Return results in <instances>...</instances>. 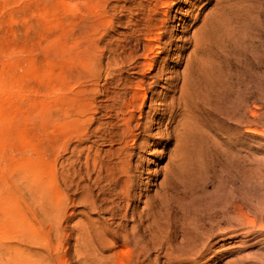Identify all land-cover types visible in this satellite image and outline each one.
Returning <instances> with one entry per match:
<instances>
[{
    "label": "bare ground",
    "instance_id": "bare-ground-1",
    "mask_svg": "<svg viewBox=\"0 0 264 264\" xmlns=\"http://www.w3.org/2000/svg\"><path fill=\"white\" fill-rule=\"evenodd\" d=\"M200 1L212 7L192 21L199 25L174 52L173 69H181L166 77L170 67L157 65L167 62L163 55L176 41L171 10L178 0H81L76 33L70 42L51 41L56 49L47 55L58 69L62 62L71 69L47 89L56 109L49 100L42 163L25 156V164L13 165L5 178L8 186L14 177L29 185V177L35 179L34 189L23 188L40 208L28 211L42 222V235L19 225L29 213H19L20 221L15 217L16 208L33 209L22 194L24 205L3 213L21 230L0 234V264H203L216 243L241 236L243 208L234 197L199 200L191 159L199 161L201 177L207 158L195 142L210 117L252 122L242 109L264 89V75L260 81V58L252 51L243 74L226 86L222 63L244 0ZM263 35L264 23L259 40ZM163 78L166 92L157 89ZM153 100L165 107L148 125L142 122L144 107ZM159 146L167 160L163 167H147L150 157L139 161L142 152L158 154ZM231 154L220 164L223 189L234 180ZM6 190L16 199L17 192Z\"/></svg>",
    "mask_w": 264,
    "mask_h": 264
},
{
    "label": "rangeland",
    "instance_id": "rangeland-1",
    "mask_svg": "<svg viewBox=\"0 0 264 264\" xmlns=\"http://www.w3.org/2000/svg\"><path fill=\"white\" fill-rule=\"evenodd\" d=\"M80 2L81 0H0V181H2L0 186L3 188L0 187V195H2L0 196V212L2 213L0 218L3 220L2 223L0 222V234L4 236L16 232L14 230L18 227L16 225L18 221L6 218L8 214L3 218V213L6 211L9 213L12 209L14 213L20 209L15 216L19 221V213H29L28 221L24 219L20 223H26V226L32 227L30 228L32 232L42 235L40 231L43 227L42 222L36 221L30 215L35 210L38 212L40 208L30 201L32 198L30 199L29 190L24 191V186L28 187L29 181L23 182L19 180V177H14L15 184L8 186L9 181L6 179L13 165L17 168L18 165L25 164V156H30L42 163L40 157L43 154L47 134L44 130V121L49 100L53 102L56 109L54 97L51 95L52 98H48L47 89L57 80L58 75L61 76L62 71L71 69V64L68 62H62L63 70L58 69L57 60L51 61L47 55L50 50L56 49V45L51 44V41L61 39L63 43L70 42L76 33L77 19L81 16L78 11ZM200 2V0H178L171 10V25L175 28L176 41L170 48V54L163 55L167 57V62L157 65L163 68L170 67V70L165 72L166 77L172 76L175 69H181L178 66L173 69L177 58L174 52L181 48L184 37H187L199 25L192 21L196 18L199 20L212 7ZM242 5L244 6L242 15H239L236 21L234 20L233 29L229 33V56L224 57L222 63L226 86L231 80H235L236 75L243 74V67L247 64L244 59L252 51L260 58L258 62L260 67L256 69L260 81L264 75V35L261 40L257 36L259 26L264 23V0H244ZM70 44V47L74 46L72 42ZM251 66H253L252 63ZM167 88L169 89V86L163 78L157 89L166 92ZM164 107V104H159L155 100L149 101L144 107L142 122L151 125L153 118L158 121ZM242 112L252 120L251 123L234 124L231 119L223 115L212 116L208 119V126L196 139L200 144L195 142L196 147L199 148L198 145H200L203 149L208 161H206L207 168L201 172L203 175L200 177L196 171L199 161L195 155L191 159L192 165L196 168L194 179L198 182L196 191L198 199L211 203L220 198L230 201L234 197L238 208H243L240 220L241 236L216 243L214 252L207 256L203 264H227L240 258L244 261L240 264H264V234L257 236L254 234L264 233V89L258 90L256 95L249 99ZM158 151L159 153L155 156L142 152L139 161L144 162L147 157H150L152 160L147 162V167L154 170L160 169L167 160H163L160 155L162 146L158 147ZM228 154L235 155L234 180L233 183H227L226 188L223 189L220 186V175L223 171L220 164L228 163L226 159ZM147 175L148 172H145L143 177L145 181ZM24 179L27 180V178ZM29 180H33L31 181L33 186L31 184L29 186L34 189L35 179L29 177ZM19 183L22 185L21 188ZM17 186L20 191L18 188L15 190L12 188ZM7 188L11 191L13 189L11 193L17 192L16 199L13 200L7 196L10 192L6 190ZM22 194L29 196L28 201L31 205L33 204V209L25 207L27 210L25 208L14 210L17 205H24L21 203ZM28 209L33 211L30 212ZM15 217L14 219L17 220ZM39 217L41 219V216ZM20 223L19 225L24 227V224ZM28 227L25 229H29Z\"/></svg>",
    "mask_w": 264,
    "mask_h": 264
}]
</instances>
